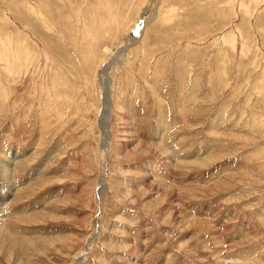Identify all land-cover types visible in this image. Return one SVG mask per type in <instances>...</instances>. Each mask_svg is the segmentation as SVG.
<instances>
[{"label": "rangeland", "instance_id": "obj_1", "mask_svg": "<svg viewBox=\"0 0 264 264\" xmlns=\"http://www.w3.org/2000/svg\"><path fill=\"white\" fill-rule=\"evenodd\" d=\"M0 264H264V0H0Z\"/></svg>", "mask_w": 264, "mask_h": 264}, {"label": "bare ground", "instance_id": "obj_2", "mask_svg": "<svg viewBox=\"0 0 264 264\" xmlns=\"http://www.w3.org/2000/svg\"><path fill=\"white\" fill-rule=\"evenodd\" d=\"M134 41H135V38H134V35H132L130 37V39L128 40V42H125L123 47L125 48L127 45L129 47L131 44H133ZM10 52H11V50H10ZM124 52H122L120 54V58L121 59H123L125 57V53ZM108 66L109 65L104 66L105 68L103 69L102 74H101V82L100 83H101L102 93L100 95V98H101V101H102V108H101L100 113H99L100 117H99V121H98L99 129H100L101 134H102V145H101L102 155L103 156L105 155L104 156L105 158L103 160V164L108 161L107 160V151H108L107 147H109V144H110V135H109V132H108L107 123H108V120H109L110 110L112 108L111 96H110V85H111L112 82H111V80H110V78L108 77V74H107L108 73V69H109ZM105 186H106L105 179H102L101 180V184H100V189H99V192H98L99 198H101L103 196V194L105 193V191H106V187ZM99 231L101 232L100 226H99Z\"/></svg>", "mask_w": 264, "mask_h": 264}]
</instances>
